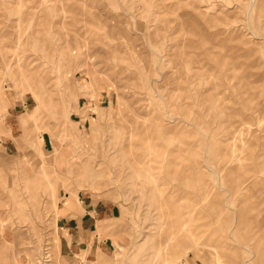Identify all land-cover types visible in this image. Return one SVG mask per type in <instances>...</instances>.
I'll return each instance as SVG.
<instances>
[{
	"label": "rangeland",
	"instance_id": "374dc122",
	"mask_svg": "<svg viewBox=\"0 0 264 264\" xmlns=\"http://www.w3.org/2000/svg\"><path fill=\"white\" fill-rule=\"evenodd\" d=\"M160 4V0H0L1 28L9 30L13 61L39 65L44 77L31 88L0 56V249L7 246L0 264H215L218 257L211 251L201 257L191 252L186 261L174 253L165 255L172 228L162 224V203L172 197L184 205L194 194H199L202 216L215 217L224 249L228 247L229 254L238 251L239 264H264L263 245L249 239L254 235L252 225L242 227L249 211L244 213L241 193L231 190L233 183L217 166L230 165L219 153L226 134L221 103L248 113L247 102L239 95L240 79L205 59L196 71L181 54L202 52L200 46L192 51L184 46L201 38L191 29L195 23L204 26V19L192 15L199 9L207 16L221 12L218 27L234 35L229 44L244 40V49L252 50L250 72L264 71V0H163L166 10ZM225 49L216 47L215 52L224 55ZM178 66L185 83L174 86ZM250 91L255 94L253 103L263 105L264 80ZM139 104L140 111L183 126V133L166 138L164 149L174 148L180 139L193 146V157L198 156L206 178L203 191L196 181L191 188L179 189L180 180L170 165L183 160L168 152H155L154 175L135 177L133 184L111 126L120 106ZM28 117L32 121L26 122ZM261 120L249 121V134L240 136L255 139L252 153L240 154L239 162L245 165L253 155L260 164L253 177L264 181L262 141H257L264 135ZM156 130L160 133L159 126ZM56 152L57 180L49 185H40L42 179L39 184L29 182L36 178L38 166L52 164L49 158ZM3 157L11 161L8 169ZM70 157L77 172L70 169ZM247 196L264 207V190ZM54 202L71 212L55 213ZM250 214L257 217L255 211ZM190 217L191 213L177 212L171 220ZM99 223L108 225L106 233L97 232ZM189 248L182 246L181 255Z\"/></svg>",
	"mask_w": 264,
	"mask_h": 264
},
{
	"label": "bare ground",
	"instance_id": "6f19581e",
	"mask_svg": "<svg viewBox=\"0 0 264 264\" xmlns=\"http://www.w3.org/2000/svg\"><path fill=\"white\" fill-rule=\"evenodd\" d=\"M93 1L95 2V0ZM160 2H161L160 9L166 10V7L162 4L163 0H160ZM220 13L221 12H217L214 15L207 16V14L204 12V9H199L197 15L196 14L192 15L194 18L201 16L204 19V26H202L201 23L198 24L195 23L194 24L195 27L193 26L194 28L191 29L192 33L194 32V35L196 36L201 35V38L200 40H190L187 42V44H184V46L191 49V51L193 48L196 49L198 46H200L202 52L200 54L198 53L197 55L195 52L189 53L182 51L181 54L185 59H189L191 63L195 64L196 71H200V69L203 67L201 63L205 59L208 61V63H211L212 65H220V66L223 65L227 67V70L233 73L232 75L240 79L239 95L247 102L244 106L249 107L248 113L244 109L238 110L235 107L232 108L226 107L224 106V104L221 103L220 108L222 109L223 112L226 113L225 115L226 121L225 123H221V126L225 125L226 134H225V138L220 140L219 153L222 157L229 158L230 165H228V167L227 165L224 166L217 165V166L221 167L220 169H222V171L226 173V177L230 179L231 182L233 183L229 185L231 190H233L234 192H236L235 190H237L240 191L241 193L240 201L242 203V208L246 209V212L244 213H248L249 211L247 216L244 218L245 225L242 224V227L246 228L252 225L251 231L254 235L249 237V239L257 240L260 244L263 245L261 246L263 252V256L261 260H263L264 259V207L257 205L255 202L252 203L247 196L249 192L264 190V181L257 180L256 177H253L260 164L257 160L254 159L253 155L251 160L250 157L248 158V161L250 162L245 165L241 164L239 161L242 159V155L240 154L244 152L245 155L252 153L250 146H252L251 141L254 140L255 138L253 139L248 138L247 140H245V138L240 137L242 134H244V132H246L245 135L249 134L250 127L247 126L248 122L258 117V118H262L261 121L264 123V104L263 105L259 104V102L253 103L254 101L252 98H255L254 97L255 94L253 91H250L251 94L248 93V89L252 90L255 86L257 88V86L263 84L264 71L257 73L250 72L249 68L253 66L252 50L244 49L243 47L245 43L244 40L239 41L237 46L229 44V41H231L234 38L233 37L234 35L233 33L230 32L228 33L224 28L218 27L217 20H219ZM189 16H191V14H189ZM2 17L3 15H0V56L3 59L2 63L8 68L12 67V73L15 76H17V79L24 81L26 79L29 86L31 88H34L40 82H42V79H44L43 74L39 70V65L37 64L30 65L29 63L30 61H27V63L25 64H19L16 60L13 61L14 56L11 55L9 50V40H8L9 30L6 29L5 27L1 28L2 20H3ZM186 26L188 27V25ZM31 41L33 42V40ZM220 46H224L226 48L224 55L217 54L215 52L216 47H220ZM179 67L180 66L177 67V71H178L177 73L179 79L178 80L176 79L175 81L173 80L172 84L174 86L178 85L179 82L181 84L182 82L185 83V81H183L182 71H179ZM168 78L169 75H166L164 81L168 82L169 80ZM180 89L182 88L180 87ZM41 94L43 95V93ZM199 97L201 101L204 98V94L201 93ZM0 99L3 100L1 93H0ZM222 100L224 101L225 99L223 98ZM137 106L136 105H125L124 107L120 106L116 112L117 115L116 119L111 126L112 133L119 137L117 151H121V153L124 154L123 158H125L127 167L131 171L130 175L133 178L132 179L133 184L136 185V181L134 179L135 177L138 178L139 176L141 177V175L144 176L154 175L153 173L158 168V165L157 166L155 165L156 161L154 162V158H153L155 152L156 153L168 152L169 155L174 157L175 159L182 158L183 160L176 162L174 161L170 165L171 172H173L180 180L179 189H181L183 186H187L191 188L192 182L196 181L200 183L203 191L204 188L207 187L205 181L206 178L203 171L201 170V167L197 163L198 156L195 155L193 157L194 154L193 146L191 145L186 146V143L180 139L178 140L174 148L172 149L167 148L166 149L167 151L164 149V145H165L164 142L166 138L168 140H171L172 136L176 132L183 133L184 132L183 126L180 125L179 123L176 124L164 123L160 116L158 117L153 113H148V111L145 112L140 111V108L143 106V104H139ZM109 110H111V108ZM185 110L186 109L182 107V109L179 111L181 114H184ZM238 111H242V113ZM220 113L222 112L220 111ZM28 120L32 121V117H28L26 122H28ZM145 120L149 122V124H147L146 126L144 125ZM261 121H259V123ZM50 124L51 122L49 123V125ZM158 126L160 127V133H157L156 130ZM257 141L258 143L262 141L261 151H263L264 153L263 150L264 135L261 137H257ZM59 154L60 153L58 152L54 153L52 155L54 158L49 155L50 156L49 161L52 164L45 166L44 164H42L38 166L36 171L37 179L34 178L35 176L34 175L32 176V181L29 182L37 183L42 179L40 185H47V184L49 185L52 183V181L57 180V178H54L56 169H55V165L53 166V162L56 159L55 156ZM55 161L57 162V160ZM2 162L5 165L9 163L7 169L11 165V161L8 162L7 157L6 158L3 157ZM68 163L70 164V169H72L74 172L75 171L77 172V169L74 167L76 166V162H74L71 157L68 159ZM2 167L4 168L5 166L2 165ZM4 169H6V167ZM174 193L175 192H173L172 194ZM176 201L177 200L173 199L172 197L170 198L168 197L167 200H165V202L162 203L164 205L162 210L163 212H160L159 214V216H161V218L163 219L162 224H164L167 228L169 226H171L172 228L170 231V235L172 236L171 241L169 244L165 245V255L171 256V253H174L173 255H176L180 257L181 260L186 261L188 255L191 252L195 255V257H201V256H209L211 254L210 253L211 251L214 252L215 255L217 254L216 260L218 257V261L215 262V264H239L238 263L240 262L239 252L234 251L231 252V254H229L228 253L229 248L226 247L224 249V246L220 241L221 240L220 234L218 235L217 233V224L215 217L211 215L202 216L200 211L203 208V205H201L199 202V194H194L192 198L187 199L184 205L180 203H176ZM51 210L52 211L54 210L55 213L61 212L62 216H67V214L71 212L69 209H67L66 206L65 207L63 206L62 209H59L58 206H56L55 202L53 203V207ZM185 210H187V212H185ZM251 211H255L257 217L251 215L250 214ZM177 212L185 213L188 215L191 213V217L188 220L187 219L171 220V216L175 215V213ZM197 226H203L204 229L198 230ZM107 227L108 225H106L105 223H99L96 226V230L99 234L103 232L106 233L108 231ZM185 245H188L191 248L186 249L184 253L185 256H183L181 255V252L183 251H180V249L182 246ZM6 249L7 246H4V249H0V259H6L7 253H4ZM178 253L180 256L178 255ZM221 258H223V260ZM185 264H188V262L187 263L185 262Z\"/></svg>",
	"mask_w": 264,
	"mask_h": 264
},
{
	"label": "crops",
	"instance_id": "0c3cea01",
	"mask_svg": "<svg viewBox=\"0 0 264 264\" xmlns=\"http://www.w3.org/2000/svg\"><path fill=\"white\" fill-rule=\"evenodd\" d=\"M71 235H72V236H71V240H70V241H73V238H74V237H73V234L71 233Z\"/></svg>",
	"mask_w": 264,
	"mask_h": 264
}]
</instances>
